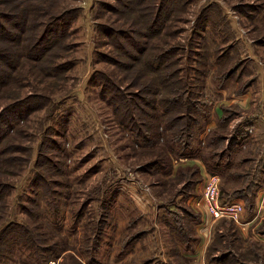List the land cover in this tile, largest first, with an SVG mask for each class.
I'll list each match as a JSON object with an SVG mask.
<instances>
[{"label":"rangeland","instance_id":"1","mask_svg":"<svg viewBox=\"0 0 264 264\" xmlns=\"http://www.w3.org/2000/svg\"><path fill=\"white\" fill-rule=\"evenodd\" d=\"M0 12V264H264V0ZM213 174L237 220L197 204Z\"/></svg>","mask_w":264,"mask_h":264},{"label":"built area","instance_id":"2","mask_svg":"<svg viewBox=\"0 0 264 264\" xmlns=\"http://www.w3.org/2000/svg\"><path fill=\"white\" fill-rule=\"evenodd\" d=\"M220 178L218 175H210L203 184L201 196L197 204L204 208L206 215L212 221L222 218H232L237 220L243 210L241 203H224L220 196Z\"/></svg>","mask_w":264,"mask_h":264},{"label":"trees","instance_id":"3","mask_svg":"<svg viewBox=\"0 0 264 264\" xmlns=\"http://www.w3.org/2000/svg\"><path fill=\"white\" fill-rule=\"evenodd\" d=\"M32 1H47V0H32ZM43 5V4H42ZM0 16L1 17H3V19H4V21H9V20H11V14H8L7 12L6 13H1L0 12ZM15 17V16H14ZM64 17V13H61V14H57V15H53V22H51V24H50V20L52 19H48L47 21L45 20V21H43V22H41V23H39L38 24V26L39 27H42V29L39 31V32H37L36 33V35L37 36H34L33 34H32V38H33V40L35 41V43H33L32 44V46L30 47V49H29V52H25L26 53V56L28 57V58H30L31 57V55H33V53H36L37 51L35 50V49H37L38 48V46H39V44H41V43H43V41H45L46 39H47V37H48V35H49V33H54V35H58V30H53V28H54V25L56 24V22L57 21H60L61 22V19ZM20 19H23V15H21L20 16ZM142 23L143 24H141V25H148L147 23H148V20H147V18H145L144 20H142ZM16 25H21V24H16ZM48 26H49V29H48ZM2 29H3V38H4V40L6 41V43H8V42H14V43H16V45L19 43L18 42V36H15V38H11V36H8V37H6V35L7 34H9V33H11V31H7V29H6V27H2ZM29 30V29H28ZM36 31V30H35ZM48 33V34H47ZM60 33H61V31H60ZM39 34V35H38ZM62 34V33H61ZM63 35H61V37H62ZM62 46V44H60V47ZM10 52L9 51H7V50H5L4 48L2 49V51H0V60H2V62H5L6 61V63H8V61H10V54H9ZM15 53V52H14ZM16 53H18L17 51H16ZM38 53L39 54H41V50H38ZM17 56V54H15V57ZM33 58H37L38 59V56L37 57H33ZM32 57H31V59H33ZM13 60L15 61V58L13 57ZM13 61V62H14ZM9 65V64H8ZM12 65H13V63L10 65V66H7V68L6 69H4V70H2V71H0V73H3L4 74V77L6 78V79H9V77H10V75L8 74V72H7V69L9 68V67H12ZM143 66H147V64H145V65H143ZM152 67V66H151ZM174 74H175V72H174ZM6 79L4 80L5 82H6ZM3 81V82H4ZM179 93V92H178ZM127 117V116H126ZM217 175V174H216ZM220 190H221V188H220ZM220 196H221V192H220ZM222 200V199H221ZM223 202V201H222Z\"/></svg>","mask_w":264,"mask_h":264},{"label":"crops","instance_id":"4","mask_svg":"<svg viewBox=\"0 0 264 264\" xmlns=\"http://www.w3.org/2000/svg\"><path fill=\"white\" fill-rule=\"evenodd\" d=\"M227 203H229V202H227ZM238 203H240V202H238Z\"/></svg>","mask_w":264,"mask_h":264}]
</instances>
